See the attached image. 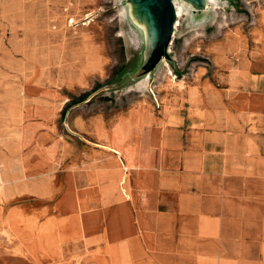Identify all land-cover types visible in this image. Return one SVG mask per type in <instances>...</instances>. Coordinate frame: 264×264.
<instances>
[{
    "label": "rangeland",
    "instance_id": "obj_1",
    "mask_svg": "<svg viewBox=\"0 0 264 264\" xmlns=\"http://www.w3.org/2000/svg\"><path fill=\"white\" fill-rule=\"evenodd\" d=\"M220 1L214 13L186 3L168 56L151 68L148 30L130 0H0V264H52L54 256L53 264H264V139L234 158L221 189L197 190V202L185 196L190 213L178 217L157 208L150 190H118L134 157L140 177L151 171L146 150L160 146L161 128L139 125L151 120L120 119L101 130L113 163L90 170L99 156L89 153L96 125L142 102L155 106L152 90L162 114L167 97L201 78L224 86L218 51L233 77L246 74L237 64L262 24L264 41V0ZM226 43L233 47L219 50ZM145 75L150 85L136 88ZM189 93L194 98L195 88ZM134 135L138 141L125 142ZM88 171L95 184L108 183L84 184Z\"/></svg>",
    "mask_w": 264,
    "mask_h": 264
},
{
    "label": "crops",
    "instance_id": "obj_2",
    "mask_svg": "<svg viewBox=\"0 0 264 264\" xmlns=\"http://www.w3.org/2000/svg\"><path fill=\"white\" fill-rule=\"evenodd\" d=\"M262 29L263 24L254 33L255 45L250 50L252 53L237 64L241 67L246 66L245 75L233 77L231 75L233 66L230 67L229 61L218 51L216 57L218 66L227 69L223 72L224 86L209 87L211 83L208 79L201 78L198 82L189 84L183 91L176 90L167 97V109H163L161 105L158 110L160 112L163 109L162 114H157L154 108L160 106L155 95V106L150 101L142 102L143 106L134 105L110 120L105 127L96 125L95 133L90 134L89 142L92 143V147L89 153L95 156L99 153V156L90 162V170H96L97 161L100 160L107 164L113 163V159L109 157L111 151L106 148L105 139L100 137L101 130H108L120 119L129 121L132 117L133 121H140L146 118L151 120L149 125L139 123L140 126L148 127L152 132L158 126L161 128L160 146L154 145L146 150V161L151 166L148 167L151 171L148 170L149 172L140 177L136 166L139 160L134 157L133 162L136 165L127 169L123 167L119 173L124 177L118 184L119 192L128 191L131 186L136 190L141 188L150 190L154 193L157 208L178 217L181 213H190L186 206L190 199L185 196L197 202L199 201L197 195L200 193L197 190L221 189V178L233 172L229 164L234 158L245 152L251 142L259 145L264 139V41L257 40V31ZM231 44L226 43L220 46L219 50H229L233 47ZM189 88H195L194 98L190 97ZM135 140L138 141L139 138L134 135L133 138L127 137L125 142ZM114 156L123 166L127 165L123 155ZM102 170L105 168L102 167ZM96 178L93 171H88V177H84L83 182L86 184L87 181L88 183L92 181L95 184ZM95 185L98 189L105 186ZM66 188L65 175L64 191ZM161 203L167 204L168 209L162 210ZM203 205L200 206L204 208ZM182 208L183 210H180ZM191 214L207 216L202 213ZM2 250L5 249H0V252ZM55 257H51L52 260L48 263L53 264ZM41 261L43 260L39 259L35 264H40Z\"/></svg>",
    "mask_w": 264,
    "mask_h": 264
},
{
    "label": "water",
    "instance_id": "obj_3",
    "mask_svg": "<svg viewBox=\"0 0 264 264\" xmlns=\"http://www.w3.org/2000/svg\"><path fill=\"white\" fill-rule=\"evenodd\" d=\"M194 9L201 11L207 4L205 0H183ZM137 8V14L146 17V27L148 30V51L145 64L150 67L161 59L168 56L167 47L172 37L176 11L173 0H130ZM135 16L137 14L133 11Z\"/></svg>",
    "mask_w": 264,
    "mask_h": 264
},
{
    "label": "bare ground",
    "instance_id": "obj_4",
    "mask_svg": "<svg viewBox=\"0 0 264 264\" xmlns=\"http://www.w3.org/2000/svg\"><path fill=\"white\" fill-rule=\"evenodd\" d=\"M116 1L119 2V0H116ZM205 2L207 3L208 7H210L212 9L213 13L216 12L217 9H219L222 6L221 5L222 3H221L220 0H205ZM173 3H174V6H175V11H176V19L174 21V28H173L172 38H175L176 34H177L178 30H179V26L181 24V20L184 18V16H186L189 13V9H188L187 4L184 1L173 0ZM223 4H225V3H223ZM133 11L137 14V12H136L137 8H136L135 5L133 6ZM118 14L120 16V19L123 21L126 18V8L124 6H122V5H120V7L118 8ZM137 18L139 19L140 23H143V24L146 23V17L145 16H143V15L140 16V15L137 14ZM186 19H187V17H186ZM126 30L127 29L121 28L119 30V34L120 35H126L128 41L130 43H133L134 45H136L137 44V41L135 40L136 36L133 33L129 32V31L127 32ZM162 66H163V68L166 67L167 71L170 70V68H171L169 66L168 62L165 59L163 60ZM138 84L140 86L148 87L150 85L149 75H145L140 80H137L136 88H137Z\"/></svg>",
    "mask_w": 264,
    "mask_h": 264
},
{
    "label": "built area",
    "instance_id": "obj_5",
    "mask_svg": "<svg viewBox=\"0 0 264 264\" xmlns=\"http://www.w3.org/2000/svg\"><path fill=\"white\" fill-rule=\"evenodd\" d=\"M206 59H209L208 56H205ZM171 75V73H170ZM173 75V74H172ZM174 78H176V74L173 75ZM152 95L154 96V100L156 101V97H155V93L153 92V90L151 91Z\"/></svg>",
    "mask_w": 264,
    "mask_h": 264
}]
</instances>
